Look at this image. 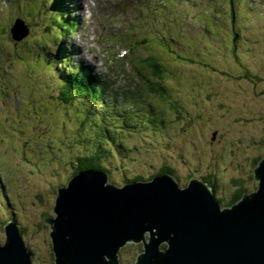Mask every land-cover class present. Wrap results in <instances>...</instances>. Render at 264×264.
I'll list each match as a JSON object with an SVG mask.
<instances>
[{"label":"rangeland","instance_id":"1","mask_svg":"<svg viewBox=\"0 0 264 264\" xmlns=\"http://www.w3.org/2000/svg\"><path fill=\"white\" fill-rule=\"evenodd\" d=\"M214 1L215 8L211 0H0V244L12 220L33 264H56L44 218L57 217L58 188L104 139L93 121L82 124L91 108L87 98L62 94L60 85L81 75L82 65L122 93L126 79L148 95L138 96V107L134 98L122 99L121 110L137 108V116L122 112L118 119L125 122L107 136L112 154H105V142L97 153L111 183L149 181L169 168L183 188L203 179L229 208L259 188L253 170L264 156V1ZM196 3L204 10L189 16L190 23L183 13L166 15L173 4L181 11ZM63 13L75 27L52 23ZM19 18L29 35L17 41L12 33ZM174 18L181 35L169 41L180 43L175 55L148 38L150 29L168 31ZM157 55L166 68L154 80L160 90L143 80L138 66L151 67ZM153 107L154 122L145 118V125L140 114L152 115ZM137 249L142 243L123 248L121 264H131Z\"/></svg>","mask_w":264,"mask_h":264},{"label":"water","instance_id":"2","mask_svg":"<svg viewBox=\"0 0 264 264\" xmlns=\"http://www.w3.org/2000/svg\"><path fill=\"white\" fill-rule=\"evenodd\" d=\"M16 40L29 35L22 19ZM257 191L224 207L203 179L181 187L171 173L113 184L86 169L58 188L50 224L56 264H121L120 252L142 243L131 264H264V157L254 169ZM0 264H33L14 222L6 226Z\"/></svg>","mask_w":264,"mask_h":264},{"label":"trees","instance_id":"3","mask_svg":"<svg viewBox=\"0 0 264 264\" xmlns=\"http://www.w3.org/2000/svg\"><path fill=\"white\" fill-rule=\"evenodd\" d=\"M199 1V0H198ZM264 0H261V2H263ZM184 3H187L185 1H183ZM212 4L209 5H213V7L215 8V4L217 1L211 0ZM231 3H234L233 0H231ZM57 4V8H62V4L60 3H56ZM207 4V3H206ZM200 6V4L196 3V6L194 7V9L192 10V8H187V10L182 9L181 11L178 10V6H176V4H173V8L169 9L166 12V15L169 16L168 14H171V16L169 17H175L176 15H178L179 13H183V16H185L186 18L184 19L185 22H189V16L197 14V13H201L199 11L204 10V7ZM167 7V6H166ZM54 14H58L57 12H55ZM36 15H39L36 14ZM219 15L221 16L220 12ZM35 15H31V20L33 21ZM59 16V17H58ZM232 19H234L235 17V11L232 12L231 14ZM61 18H63V20L61 21ZM52 19V18H51ZM219 19V18H218ZM69 20H71L70 17L66 18L65 14H59L55 16V19H52V23L57 24L59 29H65L66 27V21L69 22ZM214 22L218 21L215 18L213 19ZM178 20L177 19H173V21H168L166 24L168 26V31L165 32H161V33H155L152 29H150V33H148V38L151 37L153 39L154 43H157L159 45V47H163L165 48L166 51H171L170 53H173V55L177 54V48L175 47V45H179L180 43L177 44H171L169 43V41L175 40L178 38V34L174 31V28H176L178 25ZM49 28H51V24L47 25ZM70 26L71 28H73V22L70 21ZM160 27H158L156 29L157 32H159ZM67 32H70L69 29H66L64 31V33H66V36L69 34ZM65 36V37H66ZM66 53L59 51L58 54L60 57L62 55H65ZM50 56H52L51 54H49ZM53 58H55L54 56H52ZM150 61L153 62V64H151V67L146 66L145 63H142L140 61H138V66H139V72H141L142 74H140L143 78L144 81L151 83V85L154 86V88H158L160 90L161 84L158 81L157 83H154L155 77L157 75H160L161 72H164L163 68H165V65L162 64L163 61H161V57L159 55H157L156 57H154L153 59H151ZM64 63L63 61L60 62V64ZM66 66V65H64ZM83 66V65H82ZM80 67V72H82L81 75L79 76H72L70 81L64 80L63 84L60 85L61 89H62V94L63 95H72V96H76L77 94H75L74 92H77L78 94L84 95V97L87 98V102L91 103V108L88 109V112L86 113L85 117L83 118V122L82 124L88 123L93 121L94 122V129L96 130L95 134H99L101 136L104 137V139H99V143L100 145L96 146V151L93 154L84 156V157H80L78 159V161H81V166L79 168L76 169V172L74 173L77 174L80 171L84 170V169H105L108 171V168L103 167L100 163H99V156H98V151H101L102 147L101 144H103V142H105L107 145L104 146L105 149V154H112V146L113 144L110 142L107 138V136H109V132L110 130H113L114 125L116 124H121V122H125V120H120L118 119L119 115L122 116V112H124L127 116H131L135 113V115L131 116V117H135L137 116L136 112L139 110L137 108L132 109V110H121V104H123V98L126 97H131L134 98L137 101V107L139 104L143 103H139V97L138 96H142V97H146V95L143 92H140V94L138 93L139 90L137 91L136 88H129L127 86V92L122 93L120 90H118L117 88H115V86L110 87V85H113L114 83H111L109 80H103L102 78H98L93 71L91 70V68L89 69H85L83 67ZM163 67V68H162ZM108 68H110V66H108ZM166 69V68H165ZM89 70V72H88ZM89 74H88V73ZM124 76H127V73L124 71ZM144 74V75H143ZM148 75H152L153 77H149ZM64 77V75H63ZM111 79V78H110ZM164 88V86H163ZM131 93L134 95V97L131 96ZM66 101H69L68 98H66ZM118 101V103L120 102L121 104L115 105V102ZM85 102V101H84ZM117 106V107H116ZM119 108V109H118ZM104 110V111H103ZM119 110V111H118ZM152 115L150 114V110L148 111V115H144V114H140L141 120L143 122H145L144 124L147 125L149 120H151L152 122H154V117L156 116V108L153 107L152 109ZM142 112V111H141ZM145 118H148L147 121L145 120ZM104 119V120H103ZM104 121L105 123H109L108 126H102L101 121ZM116 127V126H115ZM98 139V138H97ZM96 139V140H97ZM258 163V162H257ZM255 163V164H257ZM160 173H173L172 170H170L169 168H164L161 170ZM139 178H136L134 180H138ZM205 180L208 181V178H204ZM211 183V182H210ZM68 185V184H67ZM66 185V186H67ZM214 190H215V186H214ZM238 194V193H237ZM241 194L237 195V198H240ZM14 222V221H13ZM14 224L17 226V224L14 222ZM22 233L25 232V229H21Z\"/></svg>","mask_w":264,"mask_h":264},{"label":"bare ground","instance_id":"4","mask_svg":"<svg viewBox=\"0 0 264 264\" xmlns=\"http://www.w3.org/2000/svg\"><path fill=\"white\" fill-rule=\"evenodd\" d=\"M81 3L83 4V0H81ZM81 3H80V7H81V5H82ZM156 7H157V6H156ZM80 10H81V9H80ZM161 10H162V9H161ZM81 13H82V12H81ZM81 13H80V14H81ZM69 17H70V16H69ZM194 24H195V23H192L191 25L193 26ZM74 27H75V26H74ZM155 33H156V32H155ZM180 36H181V35H178V38L176 39V41H179V40H180ZM82 67L85 68L86 70L89 69V67H87L86 65H83ZM129 70L134 71V69H133V67H132L131 65H130V69H129ZM105 80L107 81L108 79H105ZM124 81H125L126 85L131 89V83H130L129 81H127L126 79H124ZM112 86H113V85H110V87H112ZM125 88H126V89H125L124 92H127V87H125ZM134 88L137 89V87H134ZM118 90L122 91L120 88H119ZM137 91H138V89H137ZM144 94H145L146 96H148V95H147V92L144 93ZM123 103H124V102H123ZM115 105L118 106V101L115 102ZM121 105H122V104H121ZM117 106H116V107H117ZM118 109H119V108H118ZM118 111H119V110H118ZM263 157H264V156H263ZM263 157H262V158H263ZM262 158H261V159H262ZM261 159H260V161H261ZM260 161H259V162H260ZM259 162H258V163H259ZM258 163H257L256 166L254 167V169L258 166ZM253 173H254V170H253ZM208 186H209L210 189H212V191H213L212 186H211V185H208ZM257 190H258V189H257ZM257 190H256V191H257ZM213 192H214V191H213ZM253 192H255V191H253ZM214 194H215V192H214ZM223 208H224V207H223Z\"/></svg>","mask_w":264,"mask_h":264}]
</instances>
